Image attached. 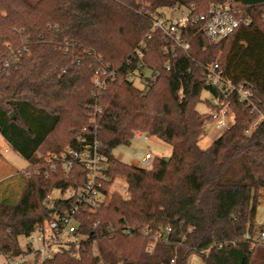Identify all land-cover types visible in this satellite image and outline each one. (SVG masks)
I'll list each match as a JSON object with an SVG mask.
<instances>
[{
	"label": "trees",
	"instance_id": "obj_1",
	"mask_svg": "<svg viewBox=\"0 0 264 264\" xmlns=\"http://www.w3.org/2000/svg\"><path fill=\"white\" fill-rule=\"evenodd\" d=\"M224 1L252 22L212 41L195 17ZM175 7L191 9L182 26L190 48L175 45L166 53L164 45L173 42L160 30L151 33L152 19L166 18L162 9ZM23 41L30 52L10 58L8 43L18 49ZM216 61L228 78L250 89L264 112V0H0L2 138L32 164L40 149L61 151L79 147L82 136L96 138L111 178L104 191L123 175L130 194H115L108 208L83 213L82 244L61 247L42 264H99L90 254L94 240L108 264H187L192 253L204 264H264V230L256 221L264 188V118L233 96L235 122L206 148L198 143L206 112L197 105H210L203 93L217 92L206 84L204 66ZM101 64L117 73L97 97L92 77ZM137 72L147 90L135 85ZM93 105L101 107L94 120ZM138 130L169 143L171 154L156 156L150 168L116 157L114 149L131 144ZM89 179L80 163L25 175L18 203L0 202V254L21 255L22 236L49 219L51 209L71 206L72 198L49 199L54 189L70 193ZM156 234L151 252L147 242Z\"/></svg>",
	"mask_w": 264,
	"mask_h": 264
},
{
	"label": "built area",
	"instance_id": "obj_2",
	"mask_svg": "<svg viewBox=\"0 0 264 264\" xmlns=\"http://www.w3.org/2000/svg\"><path fill=\"white\" fill-rule=\"evenodd\" d=\"M184 9H188L186 13ZM172 11L180 12V16L175 18L169 16L166 18H153L151 33L160 30L164 33L166 39H171L172 44L164 45L166 53L174 50L175 45H179L185 50L190 48V44L183 41V28L187 25L191 9L186 7H175ZM196 20L202 22V31L212 40L221 41L237 28L243 25H250L252 20L249 16L242 13L232 2L224 1L214 3L210 6V10L206 14L195 17ZM57 28V26H55ZM23 28H19L18 32L22 34ZM152 34H148L150 38ZM142 41L140 45H143ZM8 48L11 51L10 58L17 60L22 52H28L29 47L23 41L21 47L14 48L13 44L8 43ZM30 52V51H29ZM134 54L141 57L140 49L137 47ZM5 59V66L8 67L11 63L10 58ZM79 61V60H77ZM167 68H170L167 62ZM206 84L214 87L217 92H208L207 97L210 105L207 106L206 116L202 121L200 128V136H206L212 129L228 128L229 116L231 113V97L236 96L240 102H243L250 112H258L260 118H264V112L259 108L257 102L253 98L252 92L242 83H235L228 78L220 68L218 61L204 66ZM117 73V69L111 64H101L95 70L92 77V83L97 97L101 96L107 83L112 80ZM132 76V75H131ZM133 78V76H132ZM155 76L151 75L149 81H154ZM93 112L91 119H95V114L101 111L98 105L91 106ZM152 138L148 133L140 130L135 131L133 140L149 141ZM119 147V146H118ZM8 151V149H6ZM39 161L35 163L37 168L35 172H44L47 175L58 171L60 166L71 169L75 163L84 164L88 167L90 179L84 185L74 189L67 198H72L71 206L63 211L56 210L52 212V216L38 223L34 230L27 236L20 238L21 245L25 242L24 252L19 256H5L11 263L15 264H42L47 259L55 257L61 247L69 248L72 244L80 246L85 236L80 232L83 226V213L88 211L96 212L98 208L107 204L110 192L104 191V183L111 181V178L106 175L108 168V161L106 156L100 151V142L98 139L88 140L86 136L80 138V146L76 147L68 145L61 151H46L45 153L37 151L36 153ZM155 155L152 152H145L138 161V165L144 168H150L155 160ZM125 194H129L128 188H123ZM49 199L50 195L48 196ZM66 198V197H64ZM130 232L131 229H127ZM166 233L170 231L167 228ZM150 230L143 231V234H150ZM160 234H156L147 242L148 250L153 251ZM260 238L264 240V232L260 234ZM168 239V236H166ZM94 254H99V247L97 240L92 242ZM97 254V255H98ZM28 255L33 256L32 259H27ZM22 257L26 259L22 261ZM175 259H172L174 263ZM103 264H106L102 260ZM108 264V263H107Z\"/></svg>",
	"mask_w": 264,
	"mask_h": 264
},
{
	"label": "rangeland",
	"instance_id": "obj_3",
	"mask_svg": "<svg viewBox=\"0 0 264 264\" xmlns=\"http://www.w3.org/2000/svg\"><path fill=\"white\" fill-rule=\"evenodd\" d=\"M162 11L166 14L167 17L173 16L175 18L180 16V12L172 11L169 8H163ZM187 13L188 9H184ZM146 76L151 75V71L148 69L144 70ZM133 81L135 85L138 87L147 90L148 84L145 79L139 75L137 72L133 76ZM208 94L206 92L203 93L202 97L205 98ZM197 109L200 112H206L207 106L204 102H200L197 105ZM229 126H231L235 122V118L233 114L229 116L228 119ZM256 124V123H255ZM252 126V128L255 126ZM225 130V128H214L212 129L206 136H199V146L201 148H206L210 145L215 139H217ZM8 149V151H6ZM51 149H40L45 153L46 151H50ZM152 152L155 156L158 157H166L172 152V146L156 137H152L149 141L142 140H133L129 145H121L114 149L113 153L119 159L127 162L138 164L139 159L145 152ZM37 168L36 164L29 163L25 158L18 155L14 151H12L7 145L5 140L0 135V202H8L10 204L18 203L22 191L24 189L25 183V175L28 176L35 172ZM128 188L127 178L123 175H117L116 178L112 181V186L109 189L110 197L104 206L108 208L111 204L113 196L115 194L121 195L124 198H129L130 194H125L123 188ZM69 191L63 192L61 189H54L50 194V198L56 199L59 197H67L69 195ZM257 228L258 231L264 230V188L260 191L259 197V205L257 208ZM98 243V241H97ZM23 248H25V242L22 244ZM99 247V244H98ZM93 246H91L90 254L93 257H98V263L103 264L102 260L106 263V259L103 258L100 247L99 254H94ZM33 256L28 255L27 259H32ZM22 261L25 260V257L21 258ZM0 264H15L8 261L4 255L0 254ZM107 264V263H106ZM187 264H204L202 257L198 253H192L189 258Z\"/></svg>",
	"mask_w": 264,
	"mask_h": 264
},
{
	"label": "water",
	"instance_id": "obj_4",
	"mask_svg": "<svg viewBox=\"0 0 264 264\" xmlns=\"http://www.w3.org/2000/svg\"><path fill=\"white\" fill-rule=\"evenodd\" d=\"M166 159H167V160H169V157H167ZM53 211H54V208H53V209H51V212H53Z\"/></svg>",
	"mask_w": 264,
	"mask_h": 264
},
{
	"label": "crops",
	"instance_id": "obj_5",
	"mask_svg": "<svg viewBox=\"0 0 264 264\" xmlns=\"http://www.w3.org/2000/svg\"><path fill=\"white\" fill-rule=\"evenodd\" d=\"M6 145L8 146L7 142H6ZM9 147V146H8Z\"/></svg>",
	"mask_w": 264,
	"mask_h": 264
}]
</instances>
